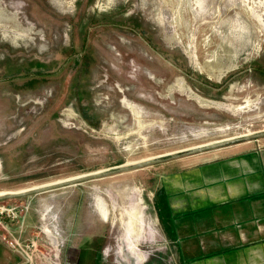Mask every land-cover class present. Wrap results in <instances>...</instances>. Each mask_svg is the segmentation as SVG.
Returning a JSON list of instances; mask_svg holds the SVG:
<instances>
[{
  "label": "rangeland",
  "instance_id": "obj_1",
  "mask_svg": "<svg viewBox=\"0 0 264 264\" xmlns=\"http://www.w3.org/2000/svg\"><path fill=\"white\" fill-rule=\"evenodd\" d=\"M262 130L264 0H0V193ZM162 164L30 195L34 255L180 264Z\"/></svg>",
  "mask_w": 264,
  "mask_h": 264
},
{
  "label": "crops",
  "instance_id": "obj_2",
  "mask_svg": "<svg viewBox=\"0 0 264 264\" xmlns=\"http://www.w3.org/2000/svg\"><path fill=\"white\" fill-rule=\"evenodd\" d=\"M254 141L163 162L158 214L180 264H264V142ZM34 197L24 224L0 228V264H48V255L37 257L35 249L28 256L3 238L33 241L44 201Z\"/></svg>",
  "mask_w": 264,
  "mask_h": 264
},
{
  "label": "water",
  "instance_id": "obj_3",
  "mask_svg": "<svg viewBox=\"0 0 264 264\" xmlns=\"http://www.w3.org/2000/svg\"><path fill=\"white\" fill-rule=\"evenodd\" d=\"M263 137H264V130L257 131V132H253V133H249V134H245V135H241L237 137H231V138L220 140V141H214V142H210L207 144L188 148L185 150L173 152L164 157L150 158V159L142 160V161L131 163V164L129 163L121 164V165H117L111 168L102 169L99 171H94V172H89V173H84V174H80V175L73 176L70 178L53 181V182L45 183L42 185H36V186H32V187L25 188V189H20L17 191L2 192L0 193V201L6 200V199H12V198L30 196V195L39 194V193H43V192H47V191H51V190H55V189H59L63 187L73 186V185L81 184L87 181L96 180V179L109 177V176H114L117 174L134 171V170L144 168L147 166H151V165H155L158 163H163L169 160L221 148V147L228 146L231 144L244 142V141H250V140H257Z\"/></svg>",
  "mask_w": 264,
  "mask_h": 264
},
{
  "label": "built area",
  "instance_id": "obj_4",
  "mask_svg": "<svg viewBox=\"0 0 264 264\" xmlns=\"http://www.w3.org/2000/svg\"><path fill=\"white\" fill-rule=\"evenodd\" d=\"M27 211V205H7L3 201H0V226H6V219L24 224ZM3 238L12 249L28 256L29 252L36 248L35 241L23 244L18 239L11 238L10 236H3Z\"/></svg>",
  "mask_w": 264,
  "mask_h": 264
},
{
  "label": "bare ground",
  "instance_id": "obj_5",
  "mask_svg": "<svg viewBox=\"0 0 264 264\" xmlns=\"http://www.w3.org/2000/svg\"><path fill=\"white\" fill-rule=\"evenodd\" d=\"M128 237H126L125 241L128 242V248L130 250L129 251V256L132 257V258L134 257V259L138 260V258L140 257V254L136 253L135 244H134L133 240H131V238H128Z\"/></svg>",
  "mask_w": 264,
  "mask_h": 264
}]
</instances>
